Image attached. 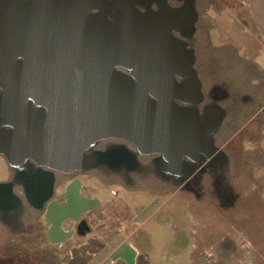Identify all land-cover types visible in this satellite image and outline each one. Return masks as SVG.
<instances>
[{
	"label": "water",
	"instance_id": "obj_1",
	"mask_svg": "<svg viewBox=\"0 0 264 264\" xmlns=\"http://www.w3.org/2000/svg\"><path fill=\"white\" fill-rule=\"evenodd\" d=\"M96 1L105 0H35L33 9L20 11L17 4L27 0H0V115L8 98L13 129L0 137V154L8 162L24 155L35 161L25 191L36 210L54 185L53 173L41 167L81 171L86 150L108 138L142 153L175 152L178 159L200 144L211 147L209 133L223 115L219 110L213 124L201 128L196 109L176 104L181 98L196 103L201 95L190 54L184 70L168 62L169 43L186 50L184 41L193 34L191 3L187 15L179 8L139 13L136 4L162 0H122L113 23L90 15ZM176 76L190 79L179 84ZM27 100L47 111L33 113ZM27 125L24 137L19 128Z\"/></svg>",
	"mask_w": 264,
	"mask_h": 264
},
{
	"label": "rangeland",
	"instance_id": "obj_2",
	"mask_svg": "<svg viewBox=\"0 0 264 264\" xmlns=\"http://www.w3.org/2000/svg\"><path fill=\"white\" fill-rule=\"evenodd\" d=\"M165 1L194 7V31L184 41L189 51L169 43L168 62L184 70L190 54L204 102L215 96L225 112L215 145L226 160L225 173L220 176L229 183L230 192L222 203L213 201V180L203 174L204 185L197 196L186 186L187 179L182 180L183 187L170 177L165 180L151 162L153 156H136V165L146 167L142 172L118 174L102 167L71 174L80 175L99 199L114 203L120 217L136 223L134 240L142 255H147L146 264H264V135L259 139L261 120L243 127L264 101V84L252 85L263 79L252 63L264 68V47L256 42L249 12L236 0ZM74 33L79 36L77 29ZM255 46L259 48L254 61L251 52L256 51ZM246 93L250 96L245 97ZM105 145H122L135 152L119 140L103 141L95 149L103 150ZM166 157L174 163L178 156L171 152ZM13 174L0 156V184L9 182ZM61 175L55 173L54 178ZM15 192L23 199L20 189ZM22 203L17 230L0 219V264H52L54 258L42 239L41 209L33 210L24 199Z\"/></svg>",
	"mask_w": 264,
	"mask_h": 264
},
{
	"label": "flooded vegetation",
	"instance_id": "obj_3",
	"mask_svg": "<svg viewBox=\"0 0 264 264\" xmlns=\"http://www.w3.org/2000/svg\"><path fill=\"white\" fill-rule=\"evenodd\" d=\"M29 4H17V8L20 11L23 10H31L35 7V0H27ZM184 1V0H182ZM32 2V3H30ZM32 4V5H31ZM122 0H105V1H96L91 5L90 15L92 16H103L107 21L116 23L112 16L114 13L121 10ZM135 10L139 13H146L148 11L151 12H160L163 9H181L183 10V14L187 13V2L179 6H172L171 4L167 3V1L162 0V2H154L152 4H146L145 2L136 4L134 6ZM187 18V17H186ZM182 23H185V19H182ZM178 26V25H177ZM177 28V27H176ZM173 37L180 39V35L177 31L171 32ZM184 41V40H183ZM186 50L189 51L186 44ZM17 60L23 61L22 57H18ZM120 71L126 72L123 69H118ZM197 76V74L195 73ZM176 81L179 84L186 82L189 77L182 76L181 78L175 77ZM198 80V78H197ZM201 89V88H200ZM199 89V92H200ZM201 93V92H200ZM191 98V97H190ZM192 99H179L176 101V104L179 107L191 109L194 108L197 111L198 118H199V125L201 128H206V126H210L213 124L214 120L216 119L217 113L219 110L223 113L221 120L215 125L212 129L211 133H209V138L211 141V147L206 148L204 145L200 144L198 148H195L193 151L194 153L186 154L180 156L177 161L172 163L168 158L161 154H150V153H142L141 150L137 149L127 141L121 139H104L93 146H91L85 152V158L87 159L86 165L83 170L75 171V172H84L88 169H97L102 167H108L109 169L117 170L118 174L124 173V171H138L142 172L146 169L143 166H137L135 158L136 156L142 157H150L152 158V163L162 172L163 178L167 180L169 177L173 179L171 181L175 185L179 187H183L185 184L182 182L183 179H187L186 186L193 188L195 190V194L197 196L201 195L202 190V176L208 175L210 179L213 181L210 182V191L212 193L213 201H217L222 203L225 200V195L230 192L229 183L223 179V176H220L221 173H225V158L221 149L215 145V135L218 133L220 126L223 123L225 112L219 107V103L215 96L209 98V102H204V98L200 95V100L196 103H191ZM190 101V102H189ZM3 105V113L0 115V121L5 122L6 124H0V137L6 136L7 134L11 133L13 130L7 123L8 117V109L11 104L8 101V98L2 101ZM27 105L32 106V111L35 113V110H41L42 112H46L47 109L42 105L36 104L32 100H27ZM12 106V105H11ZM8 112V113H7ZM244 125L243 127H246ZM19 134L27 137L30 126L27 125L24 128L22 126L19 128ZM18 132V131H17ZM203 135V134H202ZM9 136V135H8ZM110 140H119L124 141L131 145L134 148V153L129 149L125 148L122 145H105L103 150L95 149V147L103 142V141H110ZM8 144V142H7ZM210 151V152H209ZM25 157L22 160H13L10 159L11 162H8L10 168L13 170L14 174L9 182L3 183L0 185H4L3 188H0V219L10 227L12 230H17L19 221H20V214L22 211V200L24 199L28 205H31V202L27 198L26 195V181L30 179L31 170L33 167L38 168L35 164V161L30 159L28 156L24 155ZM150 162V163H151ZM96 167L93 168V166ZM90 167V168H89ZM41 169L53 173L64 174L56 171L49 170L46 167H41ZM223 170V172L221 171ZM220 172V173H219ZM127 174L122 178L126 181ZM204 174V175H203ZM218 174V175H217ZM168 181V180H167ZM21 187L20 194L23 196V199L19 197L16 193H12V190L19 189ZM35 195L31 198V200H35ZM32 206V205H31Z\"/></svg>",
	"mask_w": 264,
	"mask_h": 264
},
{
	"label": "crops",
	"instance_id": "obj_4",
	"mask_svg": "<svg viewBox=\"0 0 264 264\" xmlns=\"http://www.w3.org/2000/svg\"><path fill=\"white\" fill-rule=\"evenodd\" d=\"M236 1L249 12L256 42L264 47V0ZM257 49L251 52L252 60L258 56ZM252 65L257 73L263 74V79H256L252 85L264 84V68L259 69L255 63ZM249 96V93L245 94V97ZM257 107L245 125L261 120L259 139H262L264 101L261 100ZM261 173L264 179V171ZM12 193L16 194L15 188ZM41 215L44 222L42 239L54 258L52 264H146L148 261L134 240L138 231L136 223L128 217H120L119 208L99 199L81 181L80 175L62 174L58 179L54 178L51 197L41 208Z\"/></svg>",
	"mask_w": 264,
	"mask_h": 264
}]
</instances>
